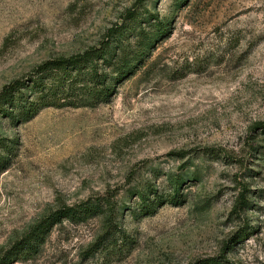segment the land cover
<instances>
[{
  "label": "rangeland",
  "instance_id": "rangeland-1",
  "mask_svg": "<svg viewBox=\"0 0 264 264\" xmlns=\"http://www.w3.org/2000/svg\"><path fill=\"white\" fill-rule=\"evenodd\" d=\"M135 1L0 0V89L96 45ZM138 10L169 32L110 102L49 107L19 124L0 117V141L12 143L0 171V255L61 204L108 192L125 202L120 221L134 240L109 264H264V0H145ZM208 147L219 158L205 157ZM190 164L201 180L180 189L183 204L132 214L129 189L163 190ZM100 227L56 225L34 258L8 264H94L81 255Z\"/></svg>",
  "mask_w": 264,
  "mask_h": 264
},
{
  "label": "trees",
  "instance_id": "trees-1",
  "mask_svg": "<svg viewBox=\"0 0 264 264\" xmlns=\"http://www.w3.org/2000/svg\"><path fill=\"white\" fill-rule=\"evenodd\" d=\"M144 1L136 0L133 7L123 15V21L108 29L96 45L68 56L47 58L37 64L25 78L14 79L3 85L0 89V117L19 124L49 107L93 108L110 102L118 85L138 70L154 43L169 32L167 21L142 18L138 9ZM259 125L264 131V123ZM0 144L1 171L6 167L9 157L5 154H9L12 143L0 141ZM202 153L205 157L219 158L220 152L208 147L202 149ZM189 166H193L191 171L167 175L163 190L151 183L129 189L128 198H135L132 214L149 216L164 204H183L186 195L180 189L186 183L201 180L197 166ZM243 191L247 193L248 189L244 188ZM247 204L245 195L240 194L235 208L241 211ZM124 208L125 202L115 200L108 192L90 196L75 204H61L14 240L0 255V264L34 258L56 225L64 222L84 225L93 219H98L101 227L82 252L81 259L86 261L96 256L94 264H109L128 252L134 241L122 228L120 220ZM235 237L243 239L241 232ZM203 264L223 263L210 259Z\"/></svg>",
  "mask_w": 264,
  "mask_h": 264
}]
</instances>
